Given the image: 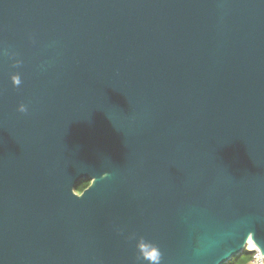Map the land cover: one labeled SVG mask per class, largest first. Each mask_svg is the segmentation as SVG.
<instances>
[{
    "label": "water",
    "instance_id": "95a60500",
    "mask_svg": "<svg viewBox=\"0 0 264 264\" xmlns=\"http://www.w3.org/2000/svg\"><path fill=\"white\" fill-rule=\"evenodd\" d=\"M250 243L264 0H0V264H228Z\"/></svg>",
    "mask_w": 264,
    "mask_h": 264
},
{
    "label": "trees",
    "instance_id": "16d2710c",
    "mask_svg": "<svg viewBox=\"0 0 264 264\" xmlns=\"http://www.w3.org/2000/svg\"><path fill=\"white\" fill-rule=\"evenodd\" d=\"M89 182H85V183H82L80 186H78V188L76 189V191L78 193L82 192V190L84 188H86V185L88 184ZM252 252L251 251H245L243 255L239 256V257H236L234 258L232 261H230L228 264H250V260L252 258Z\"/></svg>",
    "mask_w": 264,
    "mask_h": 264
},
{
    "label": "built area",
    "instance_id": "2783aa9c",
    "mask_svg": "<svg viewBox=\"0 0 264 264\" xmlns=\"http://www.w3.org/2000/svg\"><path fill=\"white\" fill-rule=\"evenodd\" d=\"M250 251L253 254L250 260V264H264V255L261 253V251L256 248H253Z\"/></svg>",
    "mask_w": 264,
    "mask_h": 264
},
{
    "label": "bare ground",
    "instance_id": "6f19581e",
    "mask_svg": "<svg viewBox=\"0 0 264 264\" xmlns=\"http://www.w3.org/2000/svg\"><path fill=\"white\" fill-rule=\"evenodd\" d=\"M248 248H249V250H252L253 248H256V249H258L257 247H255L253 244H249V246H248ZM259 250V249H258ZM260 251V250H259Z\"/></svg>",
    "mask_w": 264,
    "mask_h": 264
},
{
    "label": "flooded vegetation",
    "instance_id": "af4514ba",
    "mask_svg": "<svg viewBox=\"0 0 264 264\" xmlns=\"http://www.w3.org/2000/svg\"><path fill=\"white\" fill-rule=\"evenodd\" d=\"M90 182L86 185V188H84L83 190H82V192L85 190V189H87L89 186H90ZM82 192H80L79 194H81Z\"/></svg>",
    "mask_w": 264,
    "mask_h": 264
},
{
    "label": "clouds",
    "instance_id": "9594fccd",
    "mask_svg": "<svg viewBox=\"0 0 264 264\" xmlns=\"http://www.w3.org/2000/svg\"><path fill=\"white\" fill-rule=\"evenodd\" d=\"M20 111L23 112V111H25V109L24 108H21Z\"/></svg>",
    "mask_w": 264,
    "mask_h": 264
}]
</instances>
